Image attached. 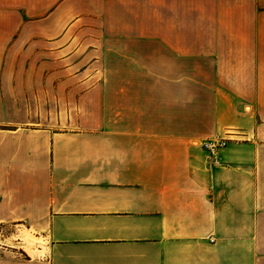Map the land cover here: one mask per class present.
Listing matches in <instances>:
<instances>
[{"label": "crops", "instance_id": "0c3cea01", "mask_svg": "<svg viewBox=\"0 0 264 264\" xmlns=\"http://www.w3.org/2000/svg\"><path fill=\"white\" fill-rule=\"evenodd\" d=\"M98 1L0 0V264H264V0Z\"/></svg>", "mask_w": 264, "mask_h": 264}, {"label": "rangeland", "instance_id": "374dc122", "mask_svg": "<svg viewBox=\"0 0 264 264\" xmlns=\"http://www.w3.org/2000/svg\"><path fill=\"white\" fill-rule=\"evenodd\" d=\"M98 0H96L97 2ZM105 0H99L98 3L102 5ZM109 7L113 13L112 24L116 25V13H122L124 18V24H131L135 27L140 25L142 29H148L150 24H163L165 22L164 9L169 8L171 11V19L174 30L176 25L187 24L188 38L194 39L197 35V23L201 20H206L207 17L203 15L205 8L213 6L212 0H108ZM224 2V1H223ZM217 6H220L219 4ZM187 11V12H186ZM201 11V12H199ZM96 30L103 29L102 24L97 22V26H94ZM133 30V29H132ZM126 32L127 36L135 35L136 32ZM147 34L146 31L138 32L137 34ZM90 34H93L92 36ZM89 35L92 38L98 37L106 38L105 33L96 32L93 30ZM175 35V32H174ZM24 237H29L27 231L24 229ZM34 242L45 245L46 242L43 239L34 240ZM34 255V254H33ZM36 255L40 258L45 257V252L36 251Z\"/></svg>", "mask_w": 264, "mask_h": 264}, {"label": "built area", "instance_id": "2783aa9c", "mask_svg": "<svg viewBox=\"0 0 264 264\" xmlns=\"http://www.w3.org/2000/svg\"><path fill=\"white\" fill-rule=\"evenodd\" d=\"M226 146H227V140L225 139H219V140L215 139L213 141L204 143V147L211 152H214Z\"/></svg>", "mask_w": 264, "mask_h": 264}]
</instances>
